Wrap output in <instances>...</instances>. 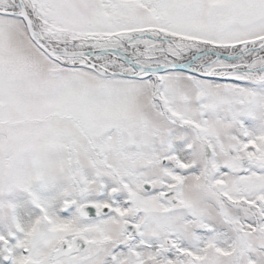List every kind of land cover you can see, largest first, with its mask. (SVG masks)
Listing matches in <instances>:
<instances>
[{
    "label": "snow or ice",
    "instance_id": "snow-or-ice-1",
    "mask_svg": "<svg viewBox=\"0 0 264 264\" xmlns=\"http://www.w3.org/2000/svg\"><path fill=\"white\" fill-rule=\"evenodd\" d=\"M5 209L0 264H264V0H0Z\"/></svg>",
    "mask_w": 264,
    "mask_h": 264
},
{
    "label": "rangeland",
    "instance_id": "rangeland-1",
    "mask_svg": "<svg viewBox=\"0 0 264 264\" xmlns=\"http://www.w3.org/2000/svg\"><path fill=\"white\" fill-rule=\"evenodd\" d=\"M42 194L48 195L49 193H42ZM4 199L16 205L15 211L17 214H31L32 220L35 219L36 216L40 215L39 209L35 208V206L31 204L29 198L22 191L17 190V191L8 193L4 197ZM7 218H8L7 216H0V220H4Z\"/></svg>",
    "mask_w": 264,
    "mask_h": 264
},
{
    "label": "flooded vegetation",
    "instance_id": "flooded-vegetation-1",
    "mask_svg": "<svg viewBox=\"0 0 264 264\" xmlns=\"http://www.w3.org/2000/svg\"><path fill=\"white\" fill-rule=\"evenodd\" d=\"M15 216L20 223H28L32 220L31 214H17L15 211ZM2 221V222H1ZM9 230H12V221L11 218L0 220V234H6ZM17 237H19V233H16ZM10 243H15L14 240H10Z\"/></svg>",
    "mask_w": 264,
    "mask_h": 264
},
{
    "label": "clouds",
    "instance_id": "clouds-1",
    "mask_svg": "<svg viewBox=\"0 0 264 264\" xmlns=\"http://www.w3.org/2000/svg\"><path fill=\"white\" fill-rule=\"evenodd\" d=\"M8 215V210L5 209L3 212H0V216H7Z\"/></svg>",
    "mask_w": 264,
    "mask_h": 264
}]
</instances>
